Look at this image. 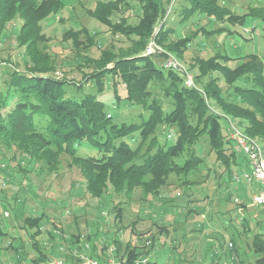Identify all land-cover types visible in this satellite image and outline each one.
Here are the masks:
<instances>
[{
    "label": "trees",
    "instance_id": "1",
    "mask_svg": "<svg viewBox=\"0 0 264 264\" xmlns=\"http://www.w3.org/2000/svg\"><path fill=\"white\" fill-rule=\"evenodd\" d=\"M132 1L138 2L142 9L137 24L122 21L125 18L123 15L119 16V20H112L110 15L118 12L115 0L99 1L96 7L89 9L91 16L110 25L113 32L135 40L132 48L127 52H120L117 57H112L113 53L110 52H103L97 59L88 55L85 57L95 63L96 68L88 71L87 77L97 83H94L97 85L96 89H104L108 81L113 85L117 99H125L143 109L145 115L141 113L140 121H117L114 114L106 109V103L99 93L92 91L93 89L87 91L81 83H76L75 88L77 91L83 89V94H70L68 80L60 79L48 71L49 65L45 61L48 55L35 51L38 49L39 39H46L45 33L40 31V21L61 10L63 0H0V34L4 33L7 24L21 20L17 35L19 44L27 46L33 61L31 67L23 71H10L9 78L0 82V134L3 135L4 142L8 145L14 142L23 157L33 160L39 156L44 159L48 169L54 168L58 156H70L72 164L85 177L86 189L93 198L110 194L112 197L118 194L130 196L136 188H142L143 195L159 196L160 189L167 184L172 173L184 174L182 184L189 186L186 188L187 195L192 194L189 193L191 185L197 182L190 175L199 172L205 165L196 145L203 136L209 142V151H214L216 159H221L223 163L225 174L221 173L219 177L225 182L232 181L234 173L245 169L242 164L246 165V157L237 150L231 138L233 126L249 137L264 142V58L256 53H249L246 54V60L241 59L235 66H231L228 62L232 58L225 53L206 58L197 57L195 62L198 64L199 74L193 75L195 84L188 86L185 83L184 70L165 64L171 53L180 55L181 49L188 44L187 37L180 40L167 37L172 30L167 27V11L162 0ZM222 1L192 0L191 6L184 7L182 15L199 11L215 17V20H245L238 14L231 13ZM257 6L251 7L253 16L254 12H260L257 11ZM247 18L252 17L249 14ZM160 24L162 26L157 30ZM225 29L228 28L222 26L219 31ZM79 31L86 36L88 45L97 42V32L92 33L84 27ZM79 31H70V35L79 40ZM151 41L155 42L158 49L159 46L163 49H155L150 54L141 52L142 49H147ZM205 77L208 79L205 80ZM121 83L125 87L124 93L118 89V84ZM165 127L174 136L168 137L169 132H165ZM18 164L19 169L27 174L20 179L24 184L20 188L27 190L32 184L28 173L33 168L27 167L23 162ZM5 165L6 163L0 164V239L9 238L10 243L5 248L12 249L16 264L45 261L49 246L55 248V245H46L39 241L43 227L48 226L50 240L55 238L52 227L65 230L59 222L52 221L50 224L44 211L37 215L20 211L18 206L23 209L26 201L17 193L15 204L18 215L23 220L22 227L31 233L28 238L10 234L3 212L7 207L13 212L14 205L11 206L10 201H6L9 197L4 195L6 186L3 185V179H11V173L7 172ZM237 185L250 188L251 195L243 198L238 194L241 201L235 202L236 211L240 208L248 210V201L251 200L257 184ZM6 194L13 195L12 192ZM226 198L233 199L234 202L231 195H226ZM166 204H175L176 214L185 207L176 198L166 200ZM111 207L113 209L114 206ZM185 208H189V212H194L197 216L203 213L196 205ZM115 209V219L121 229L124 210L122 206ZM243 223L252 238L250 248L255 255V261L264 264V234L255 232L254 229L260 222L254 226L246 221ZM132 225L131 233L136 234L135 225ZM169 233L168 227L160 226L158 231L152 230L146 235L137 234V242L129 239L123 252L118 238H114L112 244H116L115 254L121 264H138L137 261L144 258V255L147 257L148 253L155 259L156 254L164 250L161 246L165 241L160 240L161 236H168ZM238 234L233 230L230 238L233 247L229 243L228 246L232 254L231 260L236 255L237 264H243V251L237 240L240 239ZM73 235L77 237L80 234ZM148 239L151 241L149 245L146 244ZM168 241L169 239L166 242ZM1 242L3 241L0 240V246ZM110 243L92 241L91 255L106 262L110 255ZM196 246L197 244L193 248L191 245L190 248L201 254V247ZM167 250L181 259L175 247H167ZM185 258L187 256L184 255L182 259ZM150 262L149 259L145 264Z\"/></svg>",
    "mask_w": 264,
    "mask_h": 264
},
{
    "label": "rangeland",
    "instance_id": "2",
    "mask_svg": "<svg viewBox=\"0 0 264 264\" xmlns=\"http://www.w3.org/2000/svg\"><path fill=\"white\" fill-rule=\"evenodd\" d=\"M99 1L106 0H63L61 10L51 13L40 21L42 27L40 31L45 33L44 38L46 39L42 41L39 39L38 49L35 51H42L48 55L45 60L48 63L45 62V64L49 65L48 71L50 70L60 79L68 80L70 94L82 95L84 90L77 91L75 88L76 83H81L87 91L93 89L92 91L99 93L106 103V109L114 114L117 121L123 119L140 121L141 113L145 115L140 106L130 104L125 99H117L113 85L108 81H106L105 88L99 90L96 89L97 85L95 84L97 83L87 77V72L96 67L95 63L89 61L85 55L97 59L103 55V52H110L113 53L112 57H117L120 52H127L136 42L126 36L116 34L110 25L89 14V9L96 7ZM115 1L118 12L110 15L112 20H119V16L123 15L125 18L122 21L137 24L142 14L141 5L132 0ZM191 1L162 0L167 11L165 16L167 27L172 30L167 37L176 40L185 37L188 39V44L181 49L179 57L171 53L170 59H176L182 67L190 69L194 73L191 72L192 75H197L199 74L198 64L195 62L197 57L206 58L214 54L225 53L232 58L228 62L231 66H235L241 59L246 60L249 53H256L264 58V8H260L264 6V0L222 1L231 13L244 18L243 22L215 20V17L202 14L199 11L190 15H182L184 7L191 6ZM256 5L259 7L257 11L260 12H254L253 16L251 7ZM249 14L252 18H247ZM20 22L21 20H16L12 24H7L4 33L0 34V82L9 78L10 71L15 69L23 71L33 64L32 55L28 52L27 46L19 44L17 35ZM162 24L157 27V30ZM12 26H17V28ZM222 26L228 29L219 31ZM83 27L92 33L97 32V42L88 45L89 41L86 36L79 31ZM212 30L218 31L212 32ZM70 31H79V40H75L70 35ZM151 47L153 46L151 45ZM156 49L158 48L156 47ZM159 49L162 50L163 47L159 46ZM32 51L34 53V50ZM141 52L150 54L145 49H142ZM168 59H166V63H169ZM50 66H52L51 69ZM207 79L208 77H205V80ZM118 89L121 93L125 92L122 83L118 84ZM168 129L165 127V132L167 130V132L173 133ZM3 138V135L0 134V149L2 150L0 164L6 163L7 172L11 173V179L8 181L11 183H7L4 187V195L9 197L6 201H10L11 206L14 205L13 212L10 211L11 214L6 221L9 223L10 234L23 235L28 238L31 233L22 227L23 220L17 212L15 195L19 193L26 201L23 209L22 206H18L20 211L33 215L41 214L44 211L50 224L52 221L59 222L65 232L71 235L74 233L76 236L80 234L84 239L87 238L91 245L94 240L99 243H109L110 241V247H114L116 244H112L113 239L118 238L123 252L129 239H132L134 243L137 242V234L144 233L146 235L149 231H158L160 226L168 227L170 230L168 236L166 234L161 236L162 241H165L161 248L165 249L157 253L155 259H152V254L148 253L147 257H150L151 260L148 264H212L213 261L215 264H237V256L235 255L231 260L232 254L228 246L233 230L236 234L239 233L240 239L237 238V240L243 251V264H258L250 248L252 238L248 235L243 222H249L254 226L257 220L263 221L261 211L258 209L261 208L263 211L264 208L250 206V209L237 213L235 202L233 199L228 200L226 195H231L234 198L240 194L245 198L246 195H251V190L232 181L225 182L222 177H219L221 173L225 174L223 163L221 159H216L214 151H209V142L204 136L198 140L196 145L197 151L205 160V165L202 166V170L190 175L191 179L197 182L191 185L189 193L192 194L187 195L189 186L182 184L184 174L172 173L167 184L160 189V197L151 194L143 195V189L136 188L130 196L118 194L112 197L113 195L110 194V196L105 195L99 198H93L87 191L85 177L72 164L70 156L66 154L58 156L55 159L57 164H54V168L48 169L44 159H40L39 156L33 160L23 157L20 149H17L13 144L14 142L8 145ZM161 138L163 139V136ZM19 162L33 168V171L28 173L32 179V184L29 185L30 189H27L28 192L20 188V185L24 186L20 179L27 174L19 169ZM242 167H245V164H242ZM10 192L13 195L6 194ZM1 196L2 194H0V198ZM172 198H176L178 203L185 204V207L196 205L203 213L201 216H197L194 212H189V208L184 207L183 211L176 214L174 212L175 204H166V200ZM117 206H122L124 210L121 229L115 219V207L117 208ZM233 207L235 210L228 212ZM132 224L135 225L136 234L131 233ZM47 227L43 228L39 241H49L52 244ZM224 227L228 229H224ZM96 232L98 235L95 236ZM164 236L166 240H164ZM90 238L93 240L90 241ZM167 239H169L168 242H171L172 247L176 248L177 254L181 255V259L171 255L167 250L166 246H169L166 242ZM0 240L3 241L0 246L2 247L7 240ZM143 241L145 242L144 238ZM189 241L195 242L191 244L193 248L196 244L197 248L201 247V254L195 253L191 249L192 247L188 248ZM4 250V254L0 256V264H16L12 249L7 250L4 247ZM184 255L187 258L182 259ZM144 257L146 256L144 255Z\"/></svg>",
    "mask_w": 264,
    "mask_h": 264
},
{
    "label": "built area",
    "instance_id": "3",
    "mask_svg": "<svg viewBox=\"0 0 264 264\" xmlns=\"http://www.w3.org/2000/svg\"><path fill=\"white\" fill-rule=\"evenodd\" d=\"M151 45L153 47H151ZM156 44L154 41H151L146 49L147 53L155 52ZM169 63H165L166 66H173L177 69L184 70L185 74V83L188 86H193L194 76L191 72L182 67L181 63L176 59H168ZM173 133H169L167 136L172 137ZM231 138L233 139L237 150L246 157V168L234 173L232 177L233 183H242L246 186H252L257 184V188L254 189L252 193V198L249 206L263 207L264 208V142H261L257 139H253L246 135L239 128L233 126L231 131ZM9 180L3 179V185L6 186ZM241 201V196L236 195L234 197V202L238 203ZM11 209L9 207L4 209L5 221H8L10 216ZM244 212L241 208L238 209V212ZM262 214L264 215V209ZM244 216V215H243ZM243 218V217H242ZM260 222L257 226L254 227L255 232L264 234V217L262 220H257L255 223ZM9 224V223H7ZM44 228V227H43ZM51 231L54 234L53 240H51L54 247L49 246L48 258L45 261L38 263L35 262H26V263H17V264H121L118 256L115 254V246L110 248V255L108 256L106 262H102L99 258L92 256V245L88 239H84L82 235L78 237H73L71 234L62 231L60 228L52 227ZM50 238V236H49ZM163 240L162 238L160 239ZM10 241H6L5 245L2 247L8 246ZM46 245L51 244L49 241H44ZM51 244V245H52ZM146 244H151V241L146 240ZM229 246L233 247V242L229 241ZM4 254V249L0 248V255ZM148 257H144L137 261L138 264L146 263Z\"/></svg>",
    "mask_w": 264,
    "mask_h": 264
},
{
    "label": "crops",
    "instance_id": "4",
    "mask_svg": "<svg viewBox=\"0 0 264 264\" xmlns=\"http://www.w3.org/2000/svg\"><path fill=\"white\" fill-rule=\"evenodd\" d=\"M244 168H246V165H245V167H244ZM258 211H261V212H263L261 208H260V209H258ZM262 216L264 217V215H263V214H262ZM184 231H186V230H184ZM167 243L169 244V246H168V247H171V248H173V247H172V244H171V242H167ZM187 246H188V248H190V247H191V244H188ZM166 248H167V246H166ZM164 249H165V248H164Z\"/></svg>",
    "mask_w": 264,
    "mask_h": 264
}]
</instances>
